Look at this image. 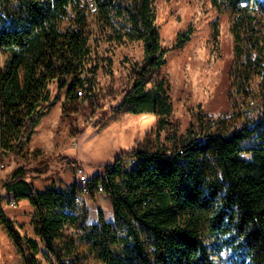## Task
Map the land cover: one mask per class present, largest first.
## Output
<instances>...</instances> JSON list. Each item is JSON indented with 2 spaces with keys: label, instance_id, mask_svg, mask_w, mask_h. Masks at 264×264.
Masks as SVG:
<instances>
[{
  "label": "trees",
  "instance_id": "16d2710c",
  "mask_svg": "<svg viewBox=\"0 0 264 264\" xmlns=\"http://www.w3.org/2000/svg\"><path fill=\"white\" fill-rule=\"evenodd\" d=\"M210 1L231 13L239 86L250 95L251 78L259 80L256 123L244 115L229 132L200 134L203 141L192 136L177 156L174 151L136 148L117 155L87 186L93 199L103 185L112 221H105L99 210L97 222L85 224L72 198L56 188L36 190L21 168L12 172L2 184L18 199L30 200L41 241L58 264L79 259L75 237L62 234L67 222L96 264H223L222 253L231 264H264V0ZM91 8L110 40L143 43L140 72L116 111L167 110L163 82L146 89L166 52L154 0H0V51L5 54L0 70L2 156H17L30 142L57 100L50 95V84L65 88L68 102L78 100L79 90L92 93L97 66L91 62L87 24ZM189 33L176 45L186 42ZM68 208L74 214L68 215ZM0 222L25 263L38 264L35 244L21 237L2 212Z\"/></svg>",
  "mask_w": 264,
  "mask_h": 264
},
{
  "label": "rangeland",
  "instance_id": "374dc122",
  "mask_svg": "<svg viewBox=\"0 0 264 264\" xmlns=\"http://www.w3.org/2000/svg\"><path fill=\"white\" fill-rule=\"evenodd\" d=\"M154 6L160 44L166 52L164 64L146 89L154 90L163 82L162 96L167 110L138 114L126 108L116 111L140 72L143 43L110 40L109 31L102 27L91 8L87 24L91 62L97 66L92 93L84 91L78 100L68 102L65 88L50 84L51 97L57 96L54 106L38 122L21 154L4 155L0 180L21 168L38 191L69 188L78 184L76 168L91 178L102 172L103 165L130 148L171 154L192 136L229 132L242 122L244 115L248 120L258 119L259 80L251 78L250 95L239 86L229 9L224 6L218 9L210 0H154ZM187 32H190L188 40L176 45ZM4 56L2 53V61ZM79 209L81 217L85 216V224L96 223L99 210L105 221L113 218L111 201L104 192L96 193L93 199L86 198V206ZM5 216L21 237L35 244L38 264H58L41 241L35 209L28 198L19 199L17 207L5 211ZM74 239L78 264H96L92 255L85 254L87 246L79 235ZM0 242L4 247L15 245L2 223ZM222 256L223 264H231L228 255ZM6 258L8 264H26L18 248ZM0 264H7L6 259L2 257Z\"/></svg>",
  "mask_w": 264,
  "mask_h": 264
},
{
  "label": "built area",
  "instance_id": "2783aa9c",
  "mask_svg": "<svg viewBox=\"0 0 264 264\" xmlns=\"http://www.w3.org/2000/svg\"><path fill=\"white\" fill-rule=\"evenodd\" d=\"M82 91H78V95H82ZM256 123V120L253 121ZM252 122V123H253ZM201 141L204 140L202 136L198 137ZM183 147L181 145L177 146L174 149L175 156L182 154L183 152ZM131 164L135 162L134 158L131 157L128 159ZM76 175L78 178V184H75V188H56L57 190L60 191L61 194L68 196L72 198L73 205L76 209L78 208H84L86 206V198L89 197V191H88V181L89 178L86 177L83 173V170L81 168H76ZM104 192V187L102 184L98 185L97 188V193H103ZM19 203V199L16 196L15 193L8 191L3 184L0 183V212H3V208L7 207L9 209H14L17 207ZM66 213L68 215L74 214V210L72 208L66 209ZM62 234L64 237H75L78 234V231L75 227H73L70 222H67L63 225L62 227ZM66 264H77V262L73 258H68L65 260ZM102 264V263H98Z\"/></svg>",
  "mask_w": 264,
  "mask_h": 264
},
{
  "label": "crops",
  "instance_id": "0c3cea01",
  "mask_svg": "<svg viewBox=\"0 0 264 264\" xmlns=\"http://www.w3.org/2000/svg\"><path fill=\"white\" fill-rule=\"evenodd\" d=\"M4 60H5V56H4ZM3 63L4 61H2V52L0 51V70L3 66ZM4 156L1 155V149H0V177L3 175V171H2V159H3ZM4 180V179H3ZM3 180H0V182L2 183ZM11 209L7 208V207H4L3 208V215L5 216V211L10 212ZM6 218H8L7 216H5ZM9 219V218H8ZM94 222V221H93ZM1 223V222H0ZM21 236V235H20ZM15 244V243H14ZM16 250L17 249V246L16 245H11L10 246H6L4 247V245L0 242V263H1V258H5L6 259V262L7 264L9 263V261L7 260L6 257H9V254H12L13 253V250ZM9 259V258H8ZM11 260V259H10Z\"/></svg>",
  "mask_w": 264,
  "mask_h": 264
}]
</instances>
